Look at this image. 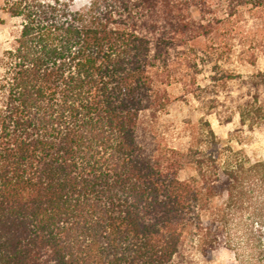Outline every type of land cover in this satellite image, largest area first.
I'll list each match as a JSON object with an SVG mask.
<instances>
[{"label": "trees", "instance_id": "16d2710c", "mask_svg": "<svg viewBox=\"0 0 264 264\" xmlns=\"http://www.w3.org/2000/svg\"><path fill=\"white\" fill-rule=\"evenodd\" d=\"M245 6L264 0H5L20 30L0 57V264H174L187 245L264 264V161L208 121L196 149L153 132L169 47L213 37ZM211 70L215 91L231 79ZM245 84L235 109L253 129L264 72ZM185 167L196 175L182 180Z\"/></svg>", "mask_w": 264, "mask_h": 264}, {"label": "rangeland", "instance_id": "374dc122", "mask_svg": "<svg viewBox=\"0 0 264 264\" xmlns=\"http://www.w3.org/2000/svg\"><path fill=\"white\" fill-rule=\"evenodd\" d=\"M89 1L71 3L78 9ZM4 2L0 0V57L12 47L20 30V21L3 9ZM192 13L200 19L197 8ZM215 64L231 76L216 91L209 82ZM259 72H264V6L239 9L234 17L216 26L213 37L169 47L159 77L169 104L154 121L156 143L178 150L196 149L205 140L201 130L204 120L222 143L243 150L253 162L264 161V124L253 129L241 126L235 109L247 90L245 82ZM206 87L209 90L199 89ZM207 102L212 106L209 109L205 107ZM195 175L192 167L180 172L182 180ZM233 259L226 248H219L211 259H206L187 245L174 264H229Z\"/></svg>", "mask_w": 264, "mask_h": 264}]
</instances>
